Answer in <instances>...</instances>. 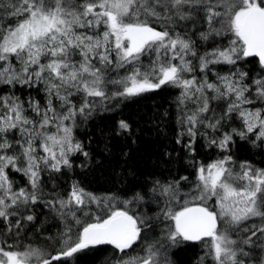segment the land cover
I'll list each match as a JSON object with an SVG mask.
<instances>
[{
    "label": "snow or ice",
    "instance_id": "1",
    "mask_svg": "<svg viewBox=\"0 0 264 264\" xmlns=\"http://www.w3.org/2000/svg\"><path fill=\"white\" fill-rule=\"evenodd\" d=\"M250 58L255 74L244 66ZM119 69L127 75L112 78ZM0 85L43 93L0 95V236L18 238L38 204L64 221L51 251L0 240V264H67L101 245L121 254L116 264H172L169 246L201 241L212 264H264V168L236 165L232 153L237 139L264 149V0H0ZM165 86L179 89L175 143L195 169L187 192L188 176L128 189L124 199L77 183L45 191V174L90 156L75 130L97 101ZM110 131L130 137L132 125L122 118ZM200 140L220 158L197 162ZM158 228L161 238L146 242ZM138 245L143 255L132 254Z\"/></svg>",
    "mask_w": 264,
    "mask_h": 264
},
{
    "label": "trees",
    "instance_id": "2",
    "mask_svg": "<svg viewBox=\"0 0 264 264\" xmlns=\"http://www.w3.org/2000/svg\"><path fill=\"white\" fill-rule=\"evenodd\" d=\"M183 26V24L180 25V27ZM194 30L193 28L192 31ZM188 34L191 35V31ZM193 39H198V36ZM216 40L219 43L224 42L219 37ZM201 43L204 44V48L209 46L208 43ZM151 59H153L151 55L141 57L144 68L150 66ZM244 66L252 70L253 74L259 71L257 58H250L248 62H244ZM224 67L227 68V66ZM125 75L127 72L124 69L111 73L114 79ZM109 87L115 90L118 86L110 85ZM8 91H13L21 97H25L29 91L38 99L43 96V93L35 90L19 87L8 89L7 86L0 85V95L7 94ZM178 94L179 89L165 86L160 90L147 92L137 97L124 98L119 103L115 100L97 101L98 107L91 117L79 118L75 130L76 138L87 145L90 156L88 158L74 157L73 168L64 169L62 174H45L47 182L45 191L55 187L57 193H64L72 183H77L86 192L98 197L117 194L124 199L123 193L128 189L134 188L139 191L141 190L139 186L150 187L154 180L172 182L181 176H188V181H181L184 185L182 191L187 192L191 187L190 182L195 181V169L192 166L190 154L175 143L179 131L176 104ZM122 118L131 123L132 133L130 137H113L110 130L114 127V121ZM238 125L239 121H236L234 126ZM205 144L204 140L198 142L196 161L208 164L219 159L220 151L200 146ZM232 153L236 165L248 161L257 168H264V149L260 147L237 139ZM49 176L53 178L49 179ZM12 178L16 185L24 186L26 178L16 173ZM33 207L36 221L32 224L25 223L18 238L7 235L0 236V240L7 238L10 243L14 241L15 248L20 251L30 246L51 251L56 245V240L60 238L64 221L42 204ZM151 207L156 206L151 205ZM92 208L95 210V205ZM140 210L146 211L147 206ZM81 219L86 221L88 218L81 216ZM161 231L162 229L158 228L156 233H147L146 242H155L160 239ZM207 252V241L181 242L176 246H169L166 255L172 264H212L206 255ZM137 253L143 255L139 245L132 254ZM120 255L112 246L101 245L76 254L67 264H116Z\"/></svg>",
    "mask_w": 264,
    "mask_h": 264
}]
</instances>
